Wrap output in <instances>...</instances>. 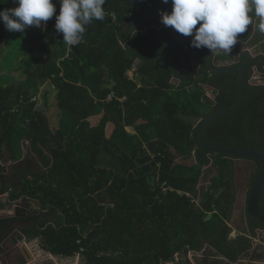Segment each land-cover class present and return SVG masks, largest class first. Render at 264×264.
Returning a JSON list of instances; mask_svg holds the SVG:
<instances>
[{"label": "trees", "instance_id": "1", "mask_svg": "<svg viewBox=\"0 0 264 264\" xmlns=\"http://www.w3.org/2000/svg\"><path fill=\"white\" fill-rule=\"evenodd\" d=\"M53 3L58 14L60 4ZM158 3L161 9L171 5L106 0L105 19L87 25L75 46L55 31V15L39 28L28 26L21 37L36 45L35 56L25 55L12 69L18 82L0 83V164L4 157L10 161L3 192L7 205L22 198L38 203L35 225L26 230H37L52 254H79L82 264H160L176 252L209 247L235 262L252 246L244 235L229 237L236 201L233 161L199 148L194 124L235 101L236 74L204 71L195 78L188 58L180 60L177 43L151 27ZM148 4L150 17L142 9ZM14 6L0 0V10ZM5 35L0 22V42ZM133 65L130 79L126 71ZM172 77L180 83L174 85ZM203 83L216 90L218 105L206 97ZM41 85L43 109L32 100ZM48 88L58 109L54 129L44 111ZM101 113L111 126L106 118L91 125L89 118ZM204 137L215 145L264 152V88L247 87L239 108L208 124ZM191 157L190 164L176 162ZM211 162L216 173L200 185ZM13 219L0 218V252Z\"/></svg>", "mask_w": 264, "mask_h": 264}, {"label": "clouds", "instance_id": "2", "mask_svg": "<svg viewBox=\"0 0 264 264\" xmlns=\"http://www.w3.org/2000/svg\"><path fill=\"white\" fill-rule=\"evenodd\" d=\"M16 5L0 10V22L9 32L24 33L28 26L41 27L55 15L54 29L68 46L78 45L93 21L105 19L106 0H12ZM171 11H160V22L185 37L190 46L206 48L210 55L230 53L240 34L259 19L264 33V0H162Z\"/></svg>", "mask_w": 264, "mask_h": 264}, {"label": "crops", "instance_id": "3", "mask_svg": "<svg viewBox=\"0 0 264 264\" xmlns=\"http://www.w3.org/2000/svg\"><path fill=\"white\" fill-rule=\"evenodd\" d=\"M148 7H149V4L147 5V7H145L146 9H144V8H142V9H143V12L147 11V15H148V17H150L151 11L147 10ZM160 7H161V4L158 3L157 10L155 11V14H154V18L156 17V23L151 24V27H154L153 29H155V30L157 29L158 32L162 33L165 31H159V30L165 29L166 26H164L160 22L159 13H160V11H167V12L171 11V5L164 8V9H161ZM167 9H169V10H167ZM126 17H132V14L128 13L126 15ZM112 19H113V21H115L116 16L113 15ZM258 24H259V19L254 20L253 25L249 26L248 31H246L243 34H240V36L238 37V42H237L236 46L234 47V50L238 54L242 50H247L249 52L248 56L244 55V59H246V61H248V62L250 61V63L247 64L244 60V65H246L251 71V75L248 77V83H250L251 86H259V87L264 88L263 87L264 86V33H261L259 31V29L257 27ZM169 28L171 29L170 26H169ZM43 29H44V26H43ZM126 30H129V29L126 28ZM171 31H172V29H171ZM173 34H174V32H173ZM177 34H179V33L176 32L174 34V36H176L177 39H180L181 34H179V36ZM204 56H205V53H204ZM204 56H203L202 60H204ZM217 56H218V54H217ZM216 57L213 58V59H215L214 60L215 65H224V64L228 65L230 63H234V61L237 59V58H234L232 61L228 60V59H223V58H222V60H217ZM136 63H137V61H136ZM190 63H191L192 71H193L192 60L190 61ZM201 64H202L201 61H199L197 63L198 72L196 75L194 74V71H193L195 78L198 76L199 70L201 69ZM134 71H135V65H133L132 67H130V69H128L126 71V74L130 79H134V77H135ZM204 71L208 76L211 75L209 71H207L205 69H204ZM257 77H259V80H255ZM171 82L174 85H177L180 83L179 79L176 77H172ZM190 88H194V85H192ZM202 88L204 89L206 97L214 103L216 90L213 89V86L209 85L208 83H203ZM244 96H245V93H244ZM118 100L122 103L125 100V97H121ZM53 113L55 114V116H58L57 111L53 112ZM49 114H50V112H49ZM100 115H102V113ZM56 118H58V117H56ZM138 123H141V121H138ZM194 124H197V122H195ZM125 128L130 133L135 132L133 126L127 125V126H125ZM103 158H104V156L102 155L101 160ZM3 159L5 161L1 162L2 164H9L6 162L5 157ZM249 161L251 162V160H249ZM100 164H101V162H100ZM211 166H212V162L206 167L210 168ZM236 167H238V166H235V164H234V176H235L234 179H236V177L238 178V170L239 169L237 168V173L235 174ZM249 168H248V172L251 169V168L250 169ZM215 173H216V171L209 177V179L207 181L208 183H209L210 178ZM8 177H9V175H8ZM4 184H5L4 182L1 183V185L3 187H4ZM4 194H5L4 196L0 195L1 196L0 198H3L4 202H6V198L8 201V192H4ZM239 198L241 200L240 195L238 196V200H239ZM20 200H23V201L26 200V201H33L34 202L33 206L30 202L27 203V205H26L28 207V209H26L27 214H29V213H32V214L29 215L27 218L13 217V218H15V219L17 218L21 221H27L28 224H25L24 226H21V227L20 226L17 227V229H15L12 232L13 234L15 233V235L12 236L11 238L6 237L4 239V241L1 243L0 264H44V263H49V264H79L80 259H81L79 254L74 255V256L52 254L43 248V245H42L43 240H42L40 234H37V230L34 231L35 234H32V232H29L26 230L29 227L35 225V222H36L35 217L38 215L39 212L34 216H32V215H33V213H36V211L34 209H38V211H39V207H38V203L32 199L30 200V199H23L22 198ZM240 200H239V202H240ZM13 204H14V202H13ZM240 204H242V202H240ZM234 205H235V203H234ZM244 205H245V201H244ZM10 206H11L10 207L11 210H9V211L7 209H5L6 211L1 210L0 215H2L3 213H7V212L13 213L12 212V204ZM3 207L4 206H1V208H3ZM232 213H235L234 207H233ZM231 217L228 220L227 224L230 227V229L234 230V231H233V233H230L229 237L235 238L236 234L234 232H238V233L246 232L247 235H244V236L248 237L252 243V248H250L246 252L242 253L240 256L243 257V256L247 255L250 258V256L253 257V255L255 253H257L259 255L260 252H257V248H260V247L264 248V243L261 242V240L264 238V233H261V232H264V228L256 231V233L253 234V233H250L251 231H248L244 228H239L237 225H235L233 223ZM31 218H33L34 221L29 222V220H31ZM23 230H26L27 232H24ZM254 238H256V239H254ZM2 244L5 246V252H6L5 254L2 253ZM203 249H205V247H203ZM251 250L253 251V254H251V253L249 254V252ZM259 256H261V255H259ZM250 259H252V258H250ZM253 259L254 260H252V261H248V263L251 262V264H264V260H261L259 262L255 261V259H256L255 255H254ZM190 260H192V259H190ZM190 260L188 259L187 255L183 254L181 262L187 261L189 264H195L194 261H190ZM162 262H165V261H162ZM177 264H179V263H177Z\"/></svg>", "mask_w": 264, "mask_h": 264}, {"label": "water", "instance_id": "4", "mask_svg": "<svg viewBox=\"0 0 264 264\" xmlns=\"http://www.w3.org/2000/svg\"><path fill=\"white\" fill-rule=\"evenodd\" d=\"M173 32L175 30L173 29ZM179 36V34H177ZM186 38V37H185ZM247 50H242L239 52H235L234 48L231 50L230 53H218V56H227L232 54L233 58H238V61L235 60L234 63L230 65H224V66H211L210 61L217 56V54L210 55L209 50L206 51L204 56V66L206 69L211 73H237V88H236V98L235 101L229 105L226 108L223 109H216L209 113L207 116L201 118L196 125V137L198 141L199 148L203 149L205 152L210 154H219L224 157L228 158H244L247 160H251L252 167L254 170L253 173V179L250 184V187L248 189L246 200H245V213L248 218H250L253 221L264 223V211H261L259 208V203L261 200L262 195L264 194V152L258 151L256 149H252L246 145L241 147H234V146H224V145H215L212 143H209L205 137H204V129L205 127L210 124L212 121L221 118L223 116L229 115L233 113L235 110L239 108L241 105L245 88L251 86L250 83H248V77L246 73V66L244 63V55L248 56ZM217 56V57H218ZM191 60L193 63V71L196 75L198 72L197 68V55L195 52L191 53ZM248 63V62H247ZM250 63V62H249ZM248 63V64H249ZM264 87V86H263ZM204 169L201 178H204ZM31 203L32 206L34 205L33 201H16L14 202L12 206V212L13 213H3L0 215V218H27L32 213L27 214L28 207L26 206L27 203ZM37 214L39 211L38 209H34ZM4 244V243H3ZM2 244V253L5 254V246Z\"/></svg>", "mask_w": 264, "mask_h": 264}, {"label": "rangeland", "instance_id": "5", "mask_svg": "<svg viewBox=\"0 0 264 264\" xmlns=\"http://www.w3.org/2000/svg\"><path fill=\"white\" fill-rule=\"evenodd\" d=\"M15 7V6H14ZM25 35V33H22ZM19 32H9L6 30V35L4 38V41L0 42V83L3 85H9L13 82H15L16 80H18L19 74L18 71H12V69L14 67H17L20 62H21V58H23L25 55H29V56H35L33 54V51H35V47L36 45L32 42H27L24 40V38L21 37L22 35ZM217 60H222V58H226L228 60H233L234 58L230 55V56H218L216 57ZM255 80H259V77H257ZM18 82V81H16ZM50 82V81H47ZM37 92L33 95L32 100H35L34 102L37 103L38 105H36L37 107L39 106L40 108H42V102H41V93H43V91L46 89V86H38L37 87ZM52 89H47V99H48V106H49V110L44 109V111L47 113L48 117H51L52 119V123L51 126L52 128H56L57 127V122H58V116H55V114L53 112L58 111V109L56 108V106H54V98H53V92L51 91ZM43 109V108H42ZM56 110V111H55ZM50 112V114H49ZM105 119L106 125L111 126L109 120L107 119L106 116L103 115H95L93 116V118H89V122L91 123L92 126L99 124L100 122H102ZM105 130L106 131H110V129H107L105 126ZM108 134V133H107ZM27 143V142H26ZM27 147H24V149L26 150L29 149L28 148V144H26ZM174 151V150H172ZM104 157H108L106 154L103 153ZM195 157H191L188 160H182L180 158L177 159V163H183V164H190L192 162L195 161L194 159ZM214 159L215 161L218 159V156L214 155ZM6 162L9 163L10 161L7 160L6 158ZM100 162L103 163V165H107L108 161L103 158L102 160L100 159ZM204 169V177H206L205 180H200L199 184L200 185H204L206 186L208 184V179L209 177L215 172V170L212 168V166L209 167H203ZM245 169L248 171V168L245 167ZM241 172L242 170H238V175L241 178ZM243 173V172H242ZM239 178V179H240ZM2 196V195H1ZM21 201V200H19ZM0 205L4 206L3 208H1L0 206V211H6L5 209H7L8 211L11 210V206L7 205V203L4 202L3 198H0ZM13 206V204H12ZM235 213H233L232 215V221L235 225L241 224V210H238L236 207H234ZM239 211V212H238ZM1 214V213H0ZM27 222V221H25ZM28 224V223H24ZM234 230H231V233H233ZM242 232V231H241ZM236 235V237L238 235H247L246 232H242V233H238V232H234ZM264 233V232H261ZM256 239V238H254ZM261 239V238H260ZM264 239V238H263ZM261 240L262 243H264V240ZM252 248V246H251ZM196 251V250H194ZM200 250L196 251L199 252ZM257 252H260L259 256L257 253H255V261H261L264 260V248L260 247L257 248ZM253 254V251L251 250L249 252V254ZM182 254V253H181ZM254 255L253 257L245 255V256H239V258L235 261V262H230L228 261L226 258L222 257V256H216L215 252H213L209 247H206L205 252L202 256L200 257H195L193 259V261L195 262V264H251V262L248 263V261H252L254 260ZM44 264H49V263H44ZM79 264H82V262L80 261ZM179 264H189L187 261H180Z\"/></svg>", "mask_w": 264, "mask_h": 264}, {"label": "flooded vegetation", "instance_id": "6", "mask_svg": "<svg viewBox=\"0 0 264 264\" xmlns=\"http://www.w3.org/2000/svg\"><path fill=\"white\" fill-rule=\"evenodd\" d=\"M167 10H169V9H167ZM171 29L173 31V28H171ZM171 29L169 27H166L165 29H161L159 31H165L167 33L168 38L170 39V43H174L175 42L180 47V49H181V52L179 51L180 52V60H182V59L185 60L186 58H188V60L190 62L191 61V53L192 52H195L196 55H197V62L201 61L202 64H203V65L201 64V69L199 70V72H201L202 74H204V69L205 70H207V69L204 66V60H201L200 53H201V51H203L204 53H206L207 49L206 48L196 49L194 47H191L190 46V40L192 39V37H186L185 38V36H183L181 34V38L180 39H177L176 36H174L175 33L173 34V32L171 31ZM188 47H191V49L188 50V51H185V49H187ZM238 59H239V57L236 60L238 61ZM214 60L215 59H212L210 61V65L211 66H214L215 67V66H224V65H227V64H224V65H215V61ZM244 60H245L246 63L248 62V61H246V59H244ZM230 64H232V63H230ZM230 64H228V65H230ZM246 68H247V70H246L247 77H249L251 75V71H250V69L247 66H246ZM210 74H214V73H211L210 72ZM232 74H236V79L238 80L237 73L232 72ZM215 99H216V95H215ZM214 105H218L217 102H216V100H214ZM258 151H263V150H258ZM231 159L233 161V165L235 164V166H238V167H236L235 174L237 173V168L239 170L241 169L242 172H243V173L241 172V178L238 175V178L236 177V179H235V187H236V196L235 197H236V201H235L234 207H236L238 210H241V216H242L241 224H238L237 226L239 228H244V229H246L248 231H251L250 233H253V230H255L254 233H256V231L262 229V228H259L260 227L259 225L264 224V223L256 222V221H253L250 218H248L247 215H246V213H245V205H244V201L246 200V194L248 192V189H249L250 184H251L252 179H253L254 170H253V167H252V162H250L249 160H246L244 158H237V159L231 158ZM0 166L3 167V170L2 169L0 170V195L4 196L5 194L3 192V186L1 185V183H3L4 177L7 178L8 175H9V170H8L9 164H2L1 163ZM4 167H5V169H4ZM245 167H247V168L250 167L251 168V169L249 168L250 169L249 172L245 169ZM206 177H207V175H206ZM206 177H204L202 180H205ZM239 195L241 197V200H240V198H239V200H240V202H242V204H240V202L238 200V196ZM5 203H7V198H6V202ZM260 204H261V200H260V203H259V208L261 210ZM261 211H264V210H261ZM34 215H36V214H34ZM34 215H32V216H34ZM232 215H233V213L231 214V216ZM30 221H34L33 218H31V220H29V222ZM24 223H27V222L21 221V220H19L17 218L11 220V224L14 227L13 228V231L15 229H17V227H19V226L20 227L21 226H24ZM14 235H15V233L14 234L11 233L8 237L11 238ZM0 254H1V252H0Z\"/></svg>", "mask_w": 264, "mask_h": 264}, {"label": "built area", "instance_id": "7", "mask_svg": "<svg viewBox=\"0 0 264 264\" xmlns=\"http://www.w3.org/2000/svg\"><path fill=\"white\" fill-rule=\"evenodd\" d=\"M112 97H113V94L111 93L108 96L107 100H110ZM167 189H169V188L165 187L164 186V183H163L162 184V190L163 191H166ZM197 200L198 199H196L195 201H197ZM204 252H205V249H203V248L199 252H196L194 250H188L186 255H187V257H188L189 260L192 259L190 261H193V259L195 257H200V255L202 256L204 254ZM182 257H183V254H180L179 252H176L174 254V258L172 260L165 261V262H162L160 264H177V263H179L182 260Z\"/></svg>", "mask_w": 264, "mask_h": 264}]
</instances>
